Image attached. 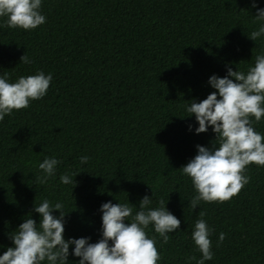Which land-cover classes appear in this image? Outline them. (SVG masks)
<instances>
[{"label": "trees", "instance_id": "1", "mask_svg": "<svg viewBox=\"0 0 264 264\" xmlns=\"http://www.w3.org/2000/svg\"><path fill=\"white\" fill-rule=\"evenodd\" d=\"M252 2L42 0L43 25L0 26V75L8 73L10 82L38 71L53 77L44 98L0 121V255L29 214L39 223L33 209L44 199L64 205L65 239L95 243L103 203L129 202L136 211L153 192L150 207L163 199L181 221L167 244L149 226L159 264L201 258L191 239L200 211L213 229L214 257L205 264H264V166L248 167L250 182L231 200L201 202L196 210L192 181L180 169L197 145L212 148L215 141L211 127L195 132L186 106L216 91L210 76L224 77L229 66L246 73L264 53V36L248 37L264 23H253ZM255 2L264 8V0ZM24 54L30 63L20 62ZM253 126L264 135V118H253ZM82 156L90 157L87 164ZM46 157L61 163L55 177L37 184ZM65 172L79 173L76 185L60 181ZM221 232L226 238L217 247ZM73 248L68 264H79Z\"/></svg>", "mask_w": 264, "mask_h": 264}, {"label": "clouds", "instance_id": "2", "mask_svg": "<svg viewBox=\"0 0 264 264\" xmlns=\"http://www.w3.org/2000/svg\"><path fill=\"white\" fill-rule=\"evenodd\" d=\"M41 7L42 0H0V18L7 17L0 26L34 30L46 23ZM252 7L256 8L253 23L264 22V8H259L255 0ZM261 36H264V23H259V27L248 35L254 42ZM21 61L31 62L26 54L21 56ZM52 79L51 73L46 75L43 71L20 76L15 82H10L8 73L0 75V121L14 111L29 108L32 101L44 98ZM208 83L216 91L206 99L193 100L186 106L188 116L194 115L198 122L197 134L207 132L209 127L215 133L213 147L197 145V154L180 168L191 179L196 192L190 201L193 210L201 202L231 200L250 182L248 167L252 164L264 166V135L253 126V118L256 122L264 118V53L255 56L254 66L246 73L238 69L233 71L229 66L227 75L222 78L212 75ZM89 159L82 156L80 163L87 164ZM60 163L55 157H46L39 163L43 175L36 177V183L46 184L55 177ZM78 174L65 172L60 175V181L65 185H76ZM152 197L144 195L136 211V205L129 202L103 203L100 207L102 237L95 243L90 242V237L65 239L68 213L64 205L44 199L33 209L40 216L39 223L29 214L10 233L13 246L0 255V264H68L70 245H74L71 254L80 258L79 264H159L162 256L156 246V236L148 234L149 226L167 244L169 233L180 230L181 221L166 208L167 202L163 199L158 207H150ZM54 211L59 215H54ZM205 215L206 212H199L191 234L201 258L189 256L186 264L192 261L205 264L214 257L213 229L204 219ZM225 238L226 234L221 232L216 246L219 247Z\"/></svg>", "mask_w": 264, "mask_h": 264}]
</instances>
